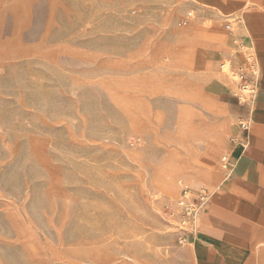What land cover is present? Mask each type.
Wrapping results in <instances>:
<instances>
[{"label":"rangeland","instance_id":"rangeland-1","mask_svg":"<svg viewBox=\"0 0 264 264\" xmlns=\"http://www.w3.org/2000/svg\"><path fill=\"white\" fill-rule=\"evenodd\" d=\"M241 13L214 0H0V264H195L179 241L184 185L190 200L212 195L244 142L228 72L252 52ZM217 29L227 45L205 38ZM172 174L177 198L163 188Z\"/></svg>","mask_w":264,"mask_h":264},{"label":"crops","instance_id":"crops-1","mask_svg":"<svg viewBox=\"0 0 264 264\" xmlns=\"http://www.w3.org/2000/svg\"><path fill=\"white\" fill-rule=\"evenodd\" d=\"M214 1L232 13L242 11L247 30L241 40L253 48L258 58L260 90L252 105L242 109L250 131L242 132L244 142L235 141L231 148L233 169L212 193L210 209L200 220L196 233L188 235L187 240L192 242L195 264H261L264 258V0H256L253 5L247 0ZM222 135L215 143L210 140L207 146L208 157L213 162L223 150ZM192 170L194 178L206 180L207 172L194 167Z\"/></svg>","mask_w":264,"mask_h":264},{"label":"built area","instance_id":"built-area-1","mask_svg":"<svg viewBox=\"0 0 264 264\" xmlns=\"http://www.w3.org/2000/svg\"><path fill=\"white\" fill-rule=\"evenodd\" d=\"M227 29L230 30L231 26H227ZM241 49L246 51L248 46L242 44ZM251 50L252 52L247 53V56L244 60L245 63L244 65L240 66V69H229L232 78L237 82L238 85V89L233 93V95L245 107L252 105L260 90V66L253 48H251ZM241 129L244 133H248L250 131V124L248 120H244V122L241 123ZM190 193L191 187L185 184L183 189V197L186 200V206L184 216L181 221L182 228L179 240L180 243H185L187 241L188 235L196 233L200 224V217L212 199L211 193L204 188H201L199 191H197L195 197L191 200L189 199Z\"/></svg>","mask_w":264,"mask_h":264},{"label":"bare ground","instance_id":"bare-ground-1","mask_svg":"<svg viewBox=\"0 0 264 264\" xmlns=\"http://www.w3.org/2000/svg\"><path fill=\"white\" fill-rule=\"evenodd\" d=\"M208 26V25H207ZM243 28H244V24H242ZM218 30V29H217ZM245 30V28H244ZM188 34L190 35V32H188ZM206 39H212L214 41H217V42H220L222 43L221 45H227L228 44V39L227 37L221 33V31H215L214 34L210 35L209 37H205ZM218 43V44H220ZM234 48V47H232ZM229 63L228 62H225L223 64V68H228V65ZM231 64V63H230ZM227 70V69H226ZM229 72V70H228ZM226 74L228 75L227 71H226ZM225 77V76H224ZM223 77V80H219L220 84H229V80L226 79V77L224 78ZM229 77V76H228ZM230 78V77H229ZM232 83V82H231ZM230 86H233L232 84H229ZM235 85V84H234ZM224 89V88H223ZM212 101H215L214 99H212ZM215 106V105H214ZM184 171H186L187 173H190L191 176H193L192 174V169H189V167L187 166L186 168L184 167ZM195 177V176H193ZM178 182H179V177L178 175H175V174H172L170 176H168L165 180H164V192L166 193V195L170 198H177L178 197Z\"/></svg>","mask_w":264,"mask_h":264}]
</instances>
